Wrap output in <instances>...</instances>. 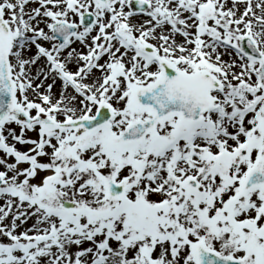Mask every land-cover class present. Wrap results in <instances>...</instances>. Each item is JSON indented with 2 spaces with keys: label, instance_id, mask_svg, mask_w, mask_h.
<instances>
[{
  "label": "snow or ice",
  "instance_id": "snow-or-ice-1",
  "mask_svg": "<svg viewBox=\"0 0 264 264\" xmlns=\"http://www.w3.org/2000/svg\"><path fill=\"white\" fill-rule=\"evenodd\" d=\"M0 264H264V0H0Z\"/></svg>",
  "mask_w": 264,
  "mask_h": 264
}]
</instances>
